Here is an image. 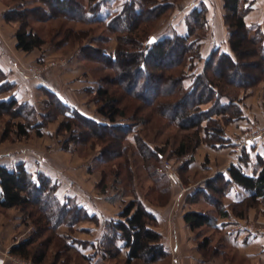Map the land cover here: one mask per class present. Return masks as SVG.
<instances>
[{
    "label": "rangeland",
    "instance_id": "obj_1",
    "mask_svg": "<svg viewBox=\"0 0 264 264\" xmlns=\"http://www.w3.org/2000/svg\"><path fill=\"white\" fill-rule=\"evenodd\" d=\"M77 1L87 7L92 3V0ZM94 1H101L100 13L106 15L120 8L126 0ZM252 1L253 3H259L262 8L253 10L251 9L253 3L250 0H242L241 13L247 20L248 25L257 24L252 21V16L255 19H261L264 16V0ZM48 2L50 0H0V50L5 51L9 58L15 59L18 65L22 66L21 74H16L10 69H4L0 63L2 72V75L0 74V86L4 89V91L0 92V98L14 92L15 87L25 86L24 84L31 81L36 82L41 75H44L50 80L53 79L54 82L57 81L58 86L60 85L62 90L65 89L69 97L81 106L84 110L83 112L88 113L87 116H93L97 120L103 121V117L96 112L97 105L92 100L93 94L86 95L83 92H79V89H75L79 86L76 83V79L86 78L98 87V80L105 82L104 80L107 78L116 77L117 73L113 69H109L104 63L98 62V57L101 56V51L104 49L111 55L117 50L120 51L117 63L123 66L127 75L135 70V65L132 62H125L126 57L122 56V47L116 38V34L108 30L105 23L73 21L56 13L46 17L43 13L49 7ZM159 2L175 3L171 9L164 11L159 18L142 25V28L147 31L144 36L154 34L152 37L155 40L165 35H171L174 32H187L188 20L193 21L191 17L193 9L201 7L203 3L208 8L206 15L208 19L207 27L199 30L198 24L194 23L195 33L204 37L201 44L204 58L194 62V68H191L193 71H187V75L191 74V72L193 74H191L192 77L190 79H193L195 73L204 67L205 60L213 49L230 50L229 39L232 29L226 20L227 10L224 7V0H159ZM12 9L17 10L18 13L21 11L23 16L20 14L16 16L13 12L10 13L9 11ZM24 16L28 22L27 26H24L25 21L22 20ZM9 17H19L20 19L9 20ZM260 25L258 27L254 25L257 28L255 27L254 30L249 31V37L261 51L264 46V25ZM20 28L38 33L45 40V44L32 52L18 49L16 47V33ZM258 29L262 30L263 35L260 31H257ZM107 37V41L104 40ZM149 40L147 44H152L149 43ZM124 48L131 49L133 47L128 44ZM247 52L241 58V61L245 63L241 72L250 76L239 77V79L254 81L253 77L255 76L256 80L262 71V75L259 77L262 80L258 83L254 82L248 88L237 90L235 93L231 90L229 91L237 95V100L243 110L240 114L242 113L245 116V118L241 116L236 121L246 124L247 127L249 126L250 132L258 135L264 132V119H262V116H264V62L258 61L254 57L252 58L249 49H247ZM9 58L6 57L5 62H8V66L13 70L10 66L12 61L10 62ZM174 58L172 56L166 57L163 62L168 63L170 59ZM250 61L258 64L252 66L248 63ZM45 64L49 67L45 68ZM154 84L156 86L157 83L154 82ZM162 88L158 85L157 91ZM19 89L21 90L22 88ZM146 92L148 97H151L152 93ZM47 100L48 96L45 90H41L37 92L35 100L33 98L32 102H28L35 105L37 111L41 112L45 110ZM212 105L213 101L203 104L201 108L206 110L212 108ZM73 106L77 108L76 105ZM136 106V103H134L133 107ZM78 110L82 112L80 109ZM248 113L253 116L250 118ZM141 114H144L143 116L147 120L135 123L133 131L127 137H124V143L122 144L127 146L126 157L114 159H110L109 153L112 150H118V145L116 146L113 139H110L111 137L107 141L105 138L102 141L104 143H102L101 140L90 136L92 135V129L81 128L80 126L74 127L73 132L59 131L58 128L64 121L62 115H59L57 120L51 122L44 129V134L41 137L36 134L35 130H31L28 137H21L16 134L14 125L17 122H24L22 117H13L9 113H5L0 117V153L8 150L29 148L44 154L46 158L45 164L49 166L50 172H54L55 175H58L64 181L63 192H67V188L73 186L70 190L72 192L74 190V193L77 194V189L82 188L85 190L86 195H89V201L95 208L104 211V214L101 212V215L94 217V220L81 218L75 225L77 228L74 226L75 228L66 229L65 232H68V235L63 236L60 234L61 230L58 229L60 235L54 242L57 245L51 249L49 261L52 263L55 260L56 253H58L60 256L62 255L60 264H91L87 258L88 255L82 254L83 245H89L87 239L89 234L84 232V230H80L79 224L81 223L84 226L92 224L105 225L110 219H118L120 212L124 210L126 205L136 199L142 200L149 207L156 208L163 215V220L160 223L158 222L157 226H154L160 233L161 231L164 232L165 235L161 233L163 244L170 245V240H173L171 236L172 228L179 225L183 227L182 229H180V226L178 227L179 253L172 254L171 252L165 258L151 263L144 260H134L131 263H127L124 251L116 252L114 248L112 255L106 248L104 250L106 254L102 253L99 256L101 259H99L97 264H175V258L180 259V264H264V258L251 257L247 253L248 251L237 249L233 245L236 240L235 236H238L237 234L248 232L247 235H256L251 232L248 226L253 229H264V201L258 202L253 207H248L244 217L240 218L236 215L238 213L237 209L235 208V211H233L230 208L233 202L229 199L226 200L224 198L223 200L221 196L213 191L206 194L199 193V189L207 186L211 178L217 177L221 172L220 169L225 165L223 154L217 153L215 158L214 156L208 158V155H204L205 151L202 146L198 151L199 163L190 168L189 165L195 161L194 155L197 150L194 155L190 154L184 158L171 155L172 148L177 145L181 137L186 134V131L152 110L147 109ZM216 118L219 122L216 121L215 124H212L205 121L204 127L209 130L208 128H212V126L223 124L222 126L226 130L230 126H234L232 122L223 123V116H217ZM118 123H130V120L120 118ZM10 126L12 132L8 138L4 139V130L9 129ZM81 130L88 134L86 143L81 142L82 140L77 141V134L82 135ZM121 132L116 133L117 135L114 134V138H118L119 134H123ZM103 133L105 134V132ZM203 133L202 135H204ZM219 139V137H216L215 140L219 141ZM202 144L204 147L209 145L206 141H203ZM160 148L165 150V156L161 161H156L153 153ZM243 154L245 155V153ZM192 156L193 159L191 160ZM210 165L212 169L205 170ZM171 172L178 175L181 184L173 183L170 179ZM38 173L39 171L37 170L33 174L36 175ZM183 187L186 189H183ZM191 194L197 199L196 203L188 202L187 197H190ZM221 202L228 205L227 209L230 210L229 217L225 219L227 223L223 228L220 221L224 218L222 219L218 215V206ZM175 203L179 207H175ZM185 210H198L210 215L213 219L217 218V220H213L214 225L217 223L215 225L217 228L213 225H206L197 230L190 229L186 226V223L181 221V214ZM16 213L22 215L23 222L28 229L26 236L28 238L36 230V225L31 219H26L25 212L20 208L3 209L0 207V216L10 217ZM63 226L66 227V225ZM261 235L264 234L261 233ZM69 239L73 240L72 244L77 245V253L74 250L63 249V246L68 244ZM83 239L86 240L83 241ZM190 256H195L197 260L187 259ZM7 258L13 263L15 259L18 262L31 261L34 264L31 259L20 258L11 253L7 254Z\"/></svg>",
    "mask_w": 264,
    "mask_h": 264
},
{
    "label": "trees",
    "instance_id": "obj_2",
    "mask_svg": "<svg viewBox=\"0 0 264 264\" xmlns=\"http://www.w3.org/2000/svg\"><path fill=\"white\" fill-rule=\"evenodd\" d=\"M174 3H161L159 0H126L120 8L103 15L100 13L101 1L92 0L87 7L77 0H50L48 9H45L43 13L46 17L56 13L73 21L105 23L106 28L116 34L122 47V56L126 57L125 62H132L135 70L127 75L123 66L117 63L119 50L113 55L107 53L105 49L101 51L98 62L104 63L107 68L117 73L116 77L107 78L105 82L98 80L99 85L96 89H89L88 94H93L92 100L97 105L96 112L103 117V121L83 114L56 92L47 88H43L48 96L45 110L39 112L32 103L20 101L16 96H11L0 99V117L5 113L13 117H22L24 122H17L14 125L16 134L28 137L30 131L35 130L36 134L41 137L44 129L57 120L59 115H62L64 121L58 128L59 131L73 132L74 127L80 126L92 129L90 136L101 142L111 137L110 139H113L116 146L118 145V150H112L109 153L110 159L126 157L127 146L122 144L124 137L133 131L135 123L147 120L144 114H141L147 109L154 113L157 112L186 131L177 145L172 148V156L184 158L190 154L194 155L203 141L214 148L229 145L231 142L226 137L223 124H220L221 127L220 125L212 126L207 130L204 122L215 124L216 121L219 122L216 117L223 116V123H229L243 116L242 113L240 114L243 111L242 106L237 100V95L233 93L262 80L259 78L262 71L258 77L259 80L258 78L255 80L256 77L252 75L254 81L239 79V77L250 76L241 72L245 65L241 58L248 53L247 49L252 58L264 62V46L260 51L249 37V31L261 25L247 24L241 13L242 0H224V7L227 10L226 20L232 29L229 39L230 50L213 49L205 60L204 67L195 73L193 79H190L193 74L191 72L192 75H187V71L191 70L196 60L204 58L201 49L204 37L195 33L194 23L198 24L199 30L207 27V6L203 3L201 7L193 9L191 12L193 21L188 20V31L185 33L174 32L171 35L156 38L152 44H147L154 34H148L146 37L144 35L147 31L142 28L143 24L156 20L164 11L171 9ZM9 12H13L16 16L21 15V11L18 13L14 9ZM19 17L8 19L17 20L20 19ZM22 20L25 21L24 26H27L25 16ZM257 31L263 35L261 29ZM16 38V47L25 52H32L45 44V40L38 33L23 28L17 31ZM107 39L108 37L104 40L107 41ZM128 44H131L133 48H124ZM169 56L175 58L170 59L168 63L163 62ZM248 63L252 66L258 64L253 61ZM154 82L157 83L156 86ZM158 85L161 88L164 87L157 91ZM2 91L4 89L0 86V92ZM146 91L152 93L151 97H148ZM212 101V108L206 110L201 108L203 104ZM134 103L136 107H133ZM120 118L128 119L130 123H118ZM81 131L82 135L77 134V141L82 140L81 142L86 143L88 134L84 130ZM121 131L123 134L114 138V134L117 135L116 133ZM11 132V126L4 130V139L8 138ZM216 137L220 138L219 141L215 140ZM153 156L156 161H161L165 156V150L160 148L153 153ZM234 183L249 192L246 198L230 206L233 211L236 208L238 212L236 215L242 218L248 207L264 201V167L257 174L248 175L243 171L242 166L232 165L227 172H220L217 177L211 178L207 186L198 191L204 194L213 191L224 200ZM58 188L59 184L53 178L42 172L34 175L24 164H18L12 169L0 166V207L3 209L20 208L25 212L26 219H31L36 225V230L28 238L12 246L11 254L31 259L34 264H58L55 261L60 258L58 253L52 263L49 257L52 247L57 245L54 242L60 235L59 227L66 225L73 228L81 218L94 220V217H97L91 215L75 199H61ZM187 200L189 203L197 202L193 194L187 197ZM227 207L228 205L224 202L218 206V215L222 219L230 215ZM214 219L217 220V218ZM214 219L210 215L194 210H189L184 214V220L192 230L206 225H213L217 228L215 226L217 223L214 225ZM226 223L227 221L221 223L222 228ZM157 224V217L142 200L130 201L120 212L118 219H110L105 223L108 229L105 248L113 255L114 248L116 252H119L115 242L123 240L125 247L129 249L127 263L134 260L151 263L165 258L169 252L162 242V234L154 227ZM63 249L68 250L69 245H64Z\"/></svg>",
    "mask_w": 264,
    "mask_h": 264
},
{
    "label": "crops",
    "instance_id": "obj_3",
    "mask_svg": "<svg viewBox=\"0 0 264 264\" xmlns=\"http://www.w3.org/2000/svg\"><path fill=\"white\" fill-rule=\"evenodd\" d=\"M251 3H253L252 0H250ZM260 4L255 2L252 5L253 10H257L259 8H262V6H259ZM253 20L257 24H263L264 25V16L261 19H255L252 16ZM247 22V20H246ZM248 23V22H247ZM250 23V22H249ZM184 33V32H183ZM17 44V42H16ZM9 56L5 51L0 50V63L4 69H10V71L15 72L16 74H21L22 66L18 65L17 61L15 59L9 58L10 62L12 61V64L10 65L13 70L8 66V62H5V58ZM14 60V61H13ZM55 74V73H54ZM23 76V75H22ZM76 83H78V87L75 89H79V92H83L86 95L89 93V89H96V85L93 84L91 80L88 79H76ZM56 84V86H55ZM25 86H18L15 87L14 92L10 93L9 95L0 98V99H6L11 96H16L20 101H33V98L35 100V97L37 95V92L43 90V88L50 89L54 92H56L63 100L66 102L76 105L78 109H80L82 112L84 111L81 106H79L78 103H76L74 100H72L71 97L66 93L65 89L62 90L60 88V85L58 86V82L53 79H48L44 75H41L36 82H28L24 84ZM19 88H22L21 90ZM19 89V91H18ZM84 113V112H83ZM88 114V113H84ZM250 118L253 116L251 113H248ZM93 117V116H92ZM95 118V117H93ZM245 118V116H244ZM96 119V118H95ZM262 119H264V116H262ZM101 121V120H100ZM234 125L228 126L229 128L226 129V137L231 140V144L226 145L224 147H218L214 148L209 145L207 147L202 144L197 149V153H195V161L193 164L189 165L190 168L196 166V163H199L198 159V151L203 146V149L205 151L204 155H208V158H214L216 157V154L220 153L223 154V157H225V165L222 167L221 172H227V169L232 165H240L243 168V171L248 175H254L261 171V169L264 167V132L260 133L258 135L253 134L249 131V126L247 127L246 124L242 123L241 121H234L232 122ZM233 140V141H232ZM231 146V147H229ZM246 151V152H245ZM245 153V155L243 154ZM244 155V159H243ZM259 157H262L261 159ZM260 159V161H259ZM46 158L44 154H41L40 152H35L34 150H31L29 148H22L20 150H8L0 153V166H6L10 169L15 168L18 164H24L25 167L32 173H35V171H39L42 173L47 174L51 178H53L55 181L58 182L59 188H58V194L61 199L65 200L67 198H73L76 199L77 203L81 206H84L91 215H101V212L104 211L95 208V206L89 201V195H86V192L84 189H77V194H75L74 190L73 192L70 190L73 186H69L67 188V192H63V180L58 176L55 175L54 172H50L49 166H46ZM48 167V168H47ZM212 166H207L205 170H211ZM59 177V179H58ZM236 191V192H235ZM249 195V192L242 186L234 183L229 193L226 195L225 199L230 200L231 202H240L244 198H246ZM76 196V197H75ZM180 204V203H179ZM178 204V205H179ZM232 204V203H231ZM187 205V204H186ZM147 206V205H146ZM177 204L175 203V207ZM179 207V206H177ZM147 208L157 217L158 222L160 223L163 220V215L159 210L156 208H152L147 206ZM12 209V208H11ZM178 210V208H176ZM252 209V208H251ZM189 211V210H188ZM198 211V210H194ZM187 212L185 210L181 214V221L186 223L184 220V214ZM201 212V211H198ZM104 214V213H103ZM255 214V213H254ZM226 221L223 219L220 221V224L222 222ZM180 226V225H179ZM178 226V227H179ZM190 228L189 225H187ZM76 227V226H75ZM74 227V228H75ZM178 227H174L171 229V236L173 240H170V245L165 244L168 252L172 254L173 253H179L180 244H179V229ZM251 227V226H250ZM248 228L253 232L254 234H258L252 227ZM77 228V227H76ZM183 227L180 226V229ZM59 229L60 234L68 235V232H65L66 229H69L68 226H60ZM79 229L84 230L87 234H89V237H87L89 241V245H83L84 249L82 254L88 255L87 258L90 260L89 262L91 264H97L99 259V256L103 253L106 254L104 250L105 248V242H106V235L108 233V229L103 224H92L88 226H84L81 223L79 224ZM191 229V228H190ZM77 230V229H76ZM250 232V231H249ZM163 235L164 232L161 231ZM28 234V229L25 226L22 215L21 214H13V216H0V257L5 259L4 264H16L15 259L14 263L7 258V254L11 253V248L15 244L19 243L21 240L26 239V236ZM247 233H241L237 234L238 236H235L236 240L233 242V245L240 250L248 251L247 253L251 257H262L264 258V235H247ZM261 234V233H260ZM264 234V233H262ZM75 239V238H74ZM86 239H83L85 241ZM73 240H68L69 249L68 250H74L77 253V245L72 244ZM115 246L119 249V251H124L126 253L125 257H128V251L129 249L125 247V242L123 240H117L115 242ZM254 249V250H253ZM104 252H102V251ZM62 256V255H61ZM57 260L58 264H60V260L62 257ZM192 258V259H191ZM189 260H197L195 256L187 257ZM175 264H180V259L175 258Z\"/></svg>",
    "mask_w": 264,
    "mask_h": 264
},
{
    "label": "built area",
    "instance_id": "obj_4",
    "mask_svg": "<svg viewBox=\"0 0 264 264\" xmlns=\"http://www.w3.org/2000/svg\"><path fill=\"white\" fill-rule=\"evenodd\" d=\"M47 67H49V66L47 64H45V68H47ZM45 68H43V69H45ZM170 179L173 181L174 184H181V180L176 173L171 172L170 173ZM183 189H186V188L183 187ZM254 231H256L257 233H264V229H260V228L254 229ZM15 262H16V264H32L31 261L30 262H26V261L25 262H22V261L18 262L16 260ZM4 263H5V259L0 257V264H4Z\"/></svg>",
    "mask_w": 264,
    "mask_h": 264
},
{
    "label": "water",
    "instance_id": "obj_5",
    "mask_svg": "<svg viewBox=\"0 0 264 264\" xmlns=\"http://www.w3.org/2000/svg\"><path fill=\"white\" fill-rule=\"evenodd\" d=\"M155 41V38L152 37L150 40H149V43H153Z\"/></svg>",
    "mask_w": 264,
    "mask_h": 264
}]
</instances>
